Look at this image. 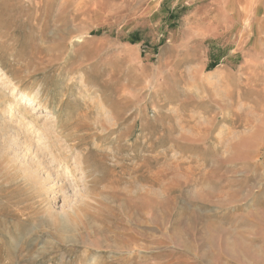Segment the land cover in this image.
<instances>
[{
    "label": "rangeland",
    "instance_id": "rangeland-1",
    "mask_svg": "<svg viewBox=\"0 0 264 264\" xmlns=\"http://www.w3.org/2000/svg\"><path fill=\"white\" fill-rule=\"evenodd\" d=\"M0 87L4 120L33 144L20 165L43 154L53 168L56 140L87 154L84 172L61 168L67 199L52 206L63 215L94 192L90 256L264 264V0H0ZM4 212L0 264H30L32 236ZM50 241L35 264L79 263Z\"/></svg>",
    "mask_w": 264,
    "mask_h": 264
},
{
    "label": "bare ground",
    "instance_id": "bare-ground-1",
    "mask_svg": "<svg viewBox=\"0 0 264 264\" xmlns=\"http://www.w3.org/2000/svg\"><path fill=\"white\" fill-rule=\"evenodd\" d=\"M13 80L14 78H11L9 80V84L12 83L14 86H18L16 85V82L13 83ZM33 86L34 85H32V88H34ZM35 97L36 96L33 98ZM8 98L9 97L6 89L4 87H0V164L4 170V178L0 184V213L6 211L10 215H17L19 217V232H21L23 235L32 236V238L29 240L25 238L26 244L28 245L27 242L30 243L29 246L24 247L25 244L23 245L24 254H22L20 257L23 256L24 258L23 260L19 258V260H21L20 263L35 264L38 260L44 258L45 254H49V252L52 251L47 247V245L51 242V239L55 244L69 246L71 249V254L77 252L78 258H75L78 259V264H86V262H88V264H106L107 260H105V258L96 256V254L90 256L92 249L90 250L89 246L97 249H100L101 247H97L95 243L85 242L84 240L86 239L82 233L84 231L82 230L81 232L80 224L84 225L82 220L83 217L81 216V212H83V209L85 208L83 205H90L88 198H90V194H94V192L91 193L92 190L90 191V189L87 188L85 195L79 204L73 206L69 210H64L63 215H59L57 212H55L52 206L54 197L56 195L58 196L60 193L67 199V185L65 182H63V176H65V173H63L64 171L62 172L61 168L64 166L65 168L69 169V172L72 173V175L78 170L84 172L87 168V154H85L83 151H73V148H76L77 144H73L74 146L71 147L69 151H67L68 146L63 144V140H61L62 142L60 140H56L52 142L51 149H49L53 155V168L47 165L45 158L42 157V153V155H37V160L34 156L31 159H28L26 163L20 165L21 161H18V152L22 149L23 151L25 150V153L26 151H32L33 144L31 141H29L28 135L25 133L23 134V131H19L18 127L16 126L17 124L15 125L12 122L4 120L3 114L9 111L12 107L10 104L9 106L7 105L9 103ZM18 103L20 106L18 107L17 111H19L21 114V118L24 119L26 116H30L31 111L28 109V107H26V105L24 106L23 101H19ZM47 106L48 104L46 107ZM46 127L48 128L49 126ZM46 130L48 131V129ZM52 132L55 135L58 132L62 133L61 127L58 124H55L52 126ZM64 141L66 142L67 140ZM59 181H62V183L59 184ZM50 195H53V198H50ZM92 203L94 204V202ZM10 219L15 220L14 217L11 216L5 217V220H3L5 223L0 225V231L9 230L8 226L10 225L8 220ZM35 219H37L36 225H34L35 228H31L30 232L25 233L26 230H29L28 226L32 225L30 221ZM72 232L74 234L77 233L76 236H66L67 234L64 236L65 233ZM43 236L47 238L41 243L38 239ZM82 244L86 246L83 247ZM81 250L85 252L84 255H80L82 254L80 253ZM33 252H36L35 257L32 256ZM72 263L73 259H71L68 263H65L64 260L61 261V264Z\"/></svg>",
    "mask_w": 264,
    "mask_h": 264
}]
</instances>
